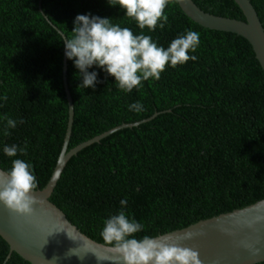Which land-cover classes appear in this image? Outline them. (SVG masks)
Masks as SVG:
<instances>
[{
    "label": "trees",
    "instance_id": "1",
    "mask_svg": "<svg viewBox=\"0 0 264 264\" xmlns=\"http://www.w3.org/2000/svg\"><path fill=\"white\" fill-rule=\"evenodd\" d=\"M39 1L0 0V98L7 96L0 99V170L7 173L14 159H23L32 165L37 189L50 175L66 128L59 90L61 44L41 23ZM192 2L211 15L243 20L228 0ZM248 2L264 31L262 0ZM40 13L64 38L73 35L77 15L110 18L134 35H150L165 49L186 30L200 34L196 51L189 52L195 61L169 64L159 80L142 81L130 93L95 65L88 69L97 73L95 87H79L83 78L66 57L73 107L66 150L120 124L166 114L115 134L62 170L48 200L81 234L104 242V221L119 213L122 199L126 215L144 226L137 238L264 199V81L243 40L198 31L171 0L165 27L155 31L141 30L125 9L108 0H42ZM138 101L144 110H129ZM5 116L17 121L7 129L9 135ZM13 144L26 148V154L6 156L3 147ZM7 253L0 244V264H25Z\"/></svg>",
    "mask_w": 264,
    "mask_h": 264
},
{
    "label": "water",
    "instance_id": "2",
    "mask_svg": "<svg viewBox=\"0 0 264 264\" xmlns=\"http://www.w3.org/2000/svg\"><path fill=\"white\" fill-rule=\"evenodd\" d=\"M171 1L182 18L198 31L211 36H228L243 40L264 81V31L248 0H228L243 18L242 21L203 12L192 0ZM41 2L42 0L37 5L40 21L61 44L59 90L66 109V128L46 183L33 193L42 198L44 204L34 206L35 211L31 216H22L11 212L0 202V244H5L8 248L7 255L12 253L25 264H123L122 259L115 258L116 254L110 250L109 245L105 242H95L81 234L48 199L59 175L71 160L121 131L138 129L166 114L152 115L133 124H120L66 150L72 121V105L65 83L66 55L62 41L64 37L59 31L57 33L61 37L53 31L41 16ZM262 3L264 6V0ZM0 176L6 178L7 173L0 170ZM66 231L76 240L69 238ZM186 232H192L194 235L191 239L179 240L178 243L197 251L202 264L264 263V199L154 238H175L183 236ZM70 249H76L83 258L75 254L68 255ZM95 254L108 259L99 260Z\"/></svg>",
    "mask_w": 264,
    "mask_h": 264
},
{
    "label": "clouds",
    "instance_id": "3",
    "mask_svg": "<svg viewBox=\"0 0 264 264\" xmlns=\"http://www.w3.org/2000/svg\"><path fill=\"white\" fill-rule=\"evenodd\" d=\"M108 3L125 9L126 16L134 19L141 30L163 29L168 20L165 8L170 0H108ZM72 33L71 38L65 37L62 41L66 57L74 61L78 75L83 78L79 87H95L97 73L88 71L95 65L115 77L119 89L129 93L138 88L142 81L150 78L159 80L169 64L175 68L190 59L195 61L197 57L190 56L189 52H195L200 43L198 32L186 30L165 49L153 42L150 35H134L130 28L111 23L110 18L90 15H77ZM0 99L6 101L7 96ZM129 110L142 112L144 107L138 101L131 104ZM4 119V134L9 135L7 129H14L17 121L7 116ZM19 122L24 123L23 119ZM3 152L8 157H16L18 152L26 154V148L15 144L5 145ZM37 188L38 180L33 174L32 165L23 159H14L6 178L0 176V202L17 215L31 216L35 211L34 206L44 204L42 198L33 194ZM120 204L122 208L119 213L107 218L101 231L103 241L116 254V259H122L123 264H202L197 251L178 243L179 240L191 239L194 233L186 232L175 238L147 235L137 238L136 234L144 226L126 215L123 210V206L127 205L126 199H122ZM66 232L69 238L76 240ZM73 254L79 255L76 249H70L68 255ZM96 256L102 261L108 259Z\"/></svg>",
    "mask_w": 264,
    "mask_h": 264
},
{
    "label": "bare ground",
    "instance_id": "4",
    "mask_svg": "<svg viewBox=\"0 0 264 264\" xmlns=\"http://www.w3.org/2000/svg\"><path fill=\"white\" fill-rule=\"evenodd\" d=\"M73 108V107H72ZM73 118V117H72Z\"/></svg>",
    "mask_w": 264,
    "mask_h": 264
}]
</instances>
